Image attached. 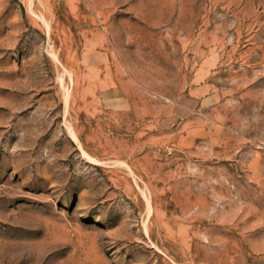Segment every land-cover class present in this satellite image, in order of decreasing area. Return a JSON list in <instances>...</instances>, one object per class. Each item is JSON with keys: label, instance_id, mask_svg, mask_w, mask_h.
<instances>
[{"label": "rangeland", "instance_id": "rangeland-1", "mask_svg": "<svg viewBox=\"0 0 264 264\" xmlns=\"http://www.w3.org/2000/svg\"><path fill=\"white\" fill-rule=\"evenodd\" d=\"M0 264H264V0H0Z\"/></svg>", "mask_w": 264, "mask_h": 264}, {"label": "crops", "instance_id": "crops-1", "mask_svg": "<svg viewBox=\"0 0 264 264\" xmlns=\"http://www.w3.org/2000/svg\"><path fill=\"white\" fill-rule=\"evenodd\" d=\"M105 45H106L105 40H103L102 38H98L96 40H93V42L90 41V44H88L87 47L85 46L84 47H85V50L92 52L98 61V59L103 60L104 56L107 54V50L109 51L108 47H106ZM97 63H101V61Z\"/></svg>", "mask_w": 264, "mask_h": 264}]
</instances>
